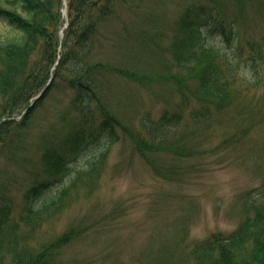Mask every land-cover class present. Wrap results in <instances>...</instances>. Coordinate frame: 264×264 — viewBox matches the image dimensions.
I'll return each instance as SVG.
<instances>
[{
    "label": "rangeland",
    "instance_id": "1",
    "mask_svg": "<svg viewBox=\"0 0 264 264\" xmlns=\"http://www.w3.org/2000/svg\"><path fill=\"white\" fill-rule=\"evenodd\" d=\"M198 1L221 7L240 35L236 64L218 62L235 74L220 96L194 93L200 72L179 68L170 47L180 34L184 7ZM126 2L117 11L120 17L102 29L92 53L99 55L95 60L117 61L114 28L117 21L127 24L141 39L127 42L123 65L135 67L140 78L106 84V110H99L92 137L70 158L69 170H53L41 156L50 138L60 141L81 117L69 110L70 94L60 85L36 107L12 149L0 152V207L10 204L15 212L35 184L53 182L54 195L58 184L88 170L41 227L12 219L4 225L0 264H15L11 241L41 256L50 243L71 239L50 264H211L219 256L251 255V241L223 252L206 247L212 236L227 237L255 214L264 185V0ZM9 27L0 20V32ZM209 34L230 50L216 33ZM250 44L263 49L255 60L249 59ZM102 133L117 140L109 143ZM77 229L84 231L72 235Z\"/></svg>",
    "mask_w": 264,
    "mask_h": 264
},
{
    "label": "trees",
    "instance_id": "2",
    "mask_svg": "<svg viewBox=\"0 0 264 264\" xmlns=\"http://www.w3.org/2000/svg\"><path fill=\"white\" fill-rule=\"evenodd\" d=\"M126 1L68 0L70 24L62 41L60 29L63 25V0H0V20L6 21L10 26L6 33L0 32V152L6 148L12 149L22 136L19 130L29 124L36 107L49 91L60 85L70 94L69 110L78 111L81 117H75L76 122L72 123L74 128L60 141L50 138L41 156L49 168L53 167L56 171L69 170L70 158L75 159L82 143L92 137L97 126L96 119L100 116L99 110H106V103L102 99L106 84L112 78H140L135 67L130 64L123 65L124 59L127 62L126 56L129 55L127 42H139L141 39L140 35L129 32L127 24L121 25L117 21L118 27L114 28L117 41L112 44V48L118 53L117 61L95 60L99 55L92 53L102 29L120 17L117 11L123 9ZM177 24L180 26V34L170 46L176 65L182 69L200 72L198 88L194 93L198 91L220 96L227 90L226 84H229L228 79L232 72L230 68H226L231 67L229 64L223 70L218 62L228 60L231 65H235V53L241 49L235 19H226L221 7L216 4L198 1L184 7ZM209 32L216 33L215 35L226 41L227 49L230 50L210 41ZM61 44L62 50L59 51ZM250 48L253 55H249V59L255 60L263 53L261 45L250 44ZM58 60L59 64L53 71ZM52 73L54 80L45 96L23 114L31 99L48 82ZM234 76L235 74L232 75ZM261 78L259 73L256 81ZM22 114L23 117L18 119ZM166 121H170L169 118ZM77 123L79 124L76 125ZM155 131L158 128H154L153 132ZM134 133L131 131V134ZM96 135L100 134H93ZM106 135L109 136V143L117 140L111 133ZM136 140L140 142L139 138ZM99 161L100 158L91 164ZM87 173L88 170L83 171L62 183L63 185L58 184L61 186L54 195L51 192L53 187H50L53 182L41 181L35 184L26 192V204L20 212L13 211L10 204L1 205V234L4 225L11 219L16 223L25 221V224L33 228L41 227L43 222L53 216L55 206L64 199L68 190L81 179V175ZM257 196L259 199L254 202L255 214L247 216L227 237L212 236L213 239L206 247L221 248L223 252L251 241V255L239 257L229 254L225 258L219 256L211 264H264V185ZM14 214H18V217H12ZM83 231L74 230L72 235L78 236ZM70 240L50 243L41 256L19 249L15 241H11L12 246L9 245L8 249L14 255L15 264H50L49 260L60 257L57 254L58 249Z\"/></svg>",
    "mask_w": 264,
    "mask_h": 264
},
{
    "label": "water",
    "instance_id": "3",
    "mask_svg": "<svg viewBox=\"0 0 264 264\" xmlns=\"http://www.w3.org/2000/svg\"><path fill=\"white\" fill-rule=\"evenodd\" d=\"M42 94H40L36 99L40 98ZM36 101L32 102L31 107L35 104Z\"/></svg>",
    "mask_w": 264,
    "mask_h": 264
}]
</instances>
